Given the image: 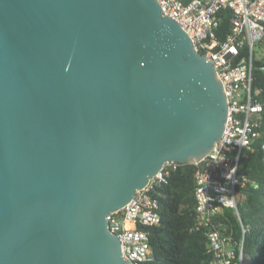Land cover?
I'll list each match as a JSON object with an SVG mask.
<instances>
[{
    "label": "water",
    "instance_id": "1",
    "mask_svg": "<svg viewBox=\"0 0 264 264\" xmlns=\"http://www.w3.org/2000/svg\"><path fill=\"white\" fill-rule=\"evenodd\" d=\"M228 115L158 0H0V264H135L107 216Z\"/></svg>",
    "mask_w": 264,
    "mask_h": 264
},
{
    "label": "built area",
    "instance_id": "2",
    "mask_svg": "<svg viewBox=\"0 0 264 264\" xmlns=\"http://www.w3.org/2000/svg\"><path fill=\"white\" fill-rule=\"evenodd\" d=\"M164 14L176 19L193 38L198 51L214 63L229 102L224 134L214 149L195 164V228L206 229L208 247L214 253L211 264H245L243 241L222 231L213 222L223 207L238 210L239 187L249 178L239 169L242 154L253 150L259 136L264 104L253 91L254 52L264 38V0H158ZM222 9H231V28L224 39L216 29ZM248 47L249 54H242ZM180 162H166L150 183L121 209L107 216L109 228L117 234L122 251L135 264H144L153 254L147 226L161 222L159 201L152 191L166 181ZM236 245H241L237 257Z\"/></svg>",
    "mask_w": 264,
    "mask_h": 264
},
{
    "label": "trees",
    "instance_id": "3",
    "mask_svg": "<svg viewBox=\"0 0 264 264\" xmlns=\"http://www.w3.org/2000/svg\"><path fill=\"white\" fill-rule=\"evenodd\" d=\"M218 16L216 35L224 39L231 28L232 10L222 9ZM258 49L264 51V38L254 52L253 69L255 99L264 104V55ZM242 54H249L248 47L242 49ZM257 130L259 136L253 139V150L245 151L239 163L240 171L249 181L238 189V210L223 207L213 220L221 224L223 232L236 241H243L245 264H264V112ZM194 173V163H180L166 181L152 191L160 204L161 222L145 227L153 254L144 264H211L214 260V253L207 244L206 229L195 228ZM235 249L238 257L241 245H236Z\"/></svg>",
    "mask_w": 264,
    "mask_h": 264
},
{
    "label": "rangeland",
    "instance_id": "4",
    "mask_svg": "<svg viewBox=\"0 0 264 264\" xmlns=\"http://www.w3.org/2000/svg\"><path fill=\"white\" fill-rule=\"evenodd\" d=\"M259 53L264 55V51H261L260 49H258Z\"/></svg>",
    "mask_w": 264,
    "mask_h": 264
}]
</instances>
